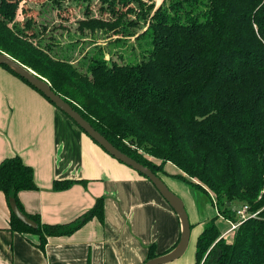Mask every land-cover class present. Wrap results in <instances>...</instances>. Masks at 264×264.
<instances>
[{
    "label": "trees",
    "instance_id": "16d2710c",
    "mask_svg": "<svg viewBox=\"0 0 264 264\" xmlns=\"http://www.w3.org/2000/svg\"><path fill=\"white\" fill-rule=\"evenodd\" d=\"M22 1L0 0V54L45 79L129 158L156 175L167 163L175 166L181 173L175 177L214 196L219 214L234 221L235 203L259 212L240 224L231 242L220 238L217 217L207 221L196 241V264H264V0H163L158 8L141 0L109 4L112 22L87 18L80 24L117 25L122 31V19L134 15L129 27L146 24L135 37L146 39L144 58L118 64L94 57L83 73L50 56L51 47L40 46L38 34L46 26L26 18L16 24ZM134 36L132 31L125 37ZM72 183L54 182L53 190ZM34 189L32 169L19 157L0 162V192L37 225L30 228L12 214L10 230L37 235L40 248L49 237L103 220L99 199L71 223L42 224L17 198ZM156 257L154 246L148 247L147 261Z\"/></svg>",
    "mask_w": 264,
    "mask_h": 264
},
{
    "label": "crops",
    "instance_id": "0c3cea01",
    "mask_svg": "<svg viewBox=\"0 0 264 264\" xmlns=\"http://www.w3.org/2000/svg\"><path fill=\"white\" fill-rule=\"evenodd\" d=\"M14 156L32 169L36 186L17 194L26 214L42 224L64 225L103 199V220L93 218L70 235L49 237L40 248L37 235L10 230L13 213L0 192V264H145L148 247L160 257L179 244L180 219L149 180L103 151L35 89L0 67V162ZM180 174L170 163L158 174L182 201L190 223L185 252L167 264H196V241L213 218L211 205L175 177ZM61 181L73 183L54 191L53 183ZM215 211L227 225L221 230L216 220L225 238L228 222Z\"/></svg>",
    "mask_w": 264,
    "mask_h": 264
},
{
    "label": "rangeland",
    "instance_id": "374dc122",
    "mask_svg": "<svg viewBox=\"0 0 264 264\" xmlns=\"http://www.w3.org/2000/svg\"><path fill=\"white\" fill-rule=\"evenodd\" d=\"M141 1L145 4H150L152 1L155 8H158L163 0ZM165 1L166 4H168L171 0ZM118 3L119 0H23L17 11L20 21L15 20V22L16 24H18V22L22 24L23 20L26 18L46 26L47 30L44 34H38L40 46L51 47L52 52L50 56L56 59L67 60V62L75 65V68L82 73L86 70L90 59L94 57L98 59L103 58L107 62L114 61L118 64H134L144 58L142 55L146 47V39L141 38L138 40L135 38L136 34H141L144 31L146 24L143 25V21L138 23L139 27H129L128 23L130 20L134 19V15L128 14L121 21L123 27L122 31L117 25L88 26L84 24L82 26L80 24V21L86 20L87 18L90 20L108 21L111 12H108L106 7H108L109 4L118 6ZM132 5L137 8L135 2H133ZM87 11H89V14H87ZM108 22H112V20ZM126 22L127 25L125 24ZM35 28L38 33L37 26ZM132 31L135 33L134 37H125ZM119 38L121 40H118ZM146 157L155 164H160L159 161L148 156ZM191 182L196 183L195 180H191ZM198 191L209 200L207 201L211 205L209 206L212 217H215V209L217 210V208L214 204V196L208 191H206L207 193L201 189H198ZM210 199H212V201ZM244 206H246V204L243 203H235L233 205L232 212L235 218L234 221L221 214L219 215L225 218V220H229L232 223L234 222V224L238 223L239 218L235 211L241 210ZM217 213H219L218 210ZM217 225L221 230L227 228V225L219 220H217ZM239 226L223 238V240L231 242Z\"/></svg>",
    "mask_w": 264,
    "mask_h": 264
},
{
    "label": "water",
    "instance_id": "95a60500",
    "mask_svg": "<svg viewBox=\"0 0 264 264\" xmlns=\"http://www.w3.org/2000/svg\"><path fill=\"white\" fill-rule=\"evenodd\" d=\"M6 66L22 79H24L29 85L39 91L45 98H47L51 104L54 105L60 112L67 116L79 129H81L90 139H92L100 148L108 153L115 160L121 162L125 166L136 171L140 175L144 176L147 180L153 184L163 199L175 210L177 213L181 226V237L179 244L168 254L148 260L145 264H167L180 258L185 252L189 238H190V223L185 211L182 201L174 195L167 186L163 183L160 177L154 174L150 169L141 165L140 163L129 158L119 150H117L112 144H110L100 133H98L77 111H75L59 94L55 93L49 85V83L32 72L27 67L21 65L16 60L12 59L6 54H0V67ZM10 208L14 216L23 224L30 228H37L35 222L25 216L11 200L9 202Z\"/></svg>",
    "mask_w": 264,
    "mask_h": 264
},
{
    "label": "built area",
    "instance_id": "2783aa9c",
    "mask_svg": "<svg viewBox=\"0 0 264 264\" xmlns=\"http://www.w3.org/2000/svg\"><path fill=\"white\" fill-rule=\"evenodd\" d=\"M236 212V215L237 217L239 218L238 220V223H235L234 222H230L229 220H227L228 222V225H229V229H228V233H231L233 230H235L243 221H245L247 218H257L258 217V214L259 212H250L249 209H248V206H244L241 210H237L235 211ZM218 216L219 213H217ZM223 237H226V234L225 236L223 235Z\"/></svg>",
    "mask_w": 264,
    "mask_h": 264
}]
</instances>
